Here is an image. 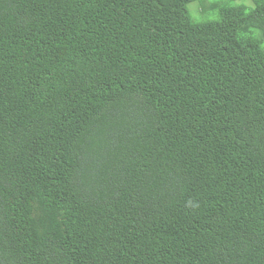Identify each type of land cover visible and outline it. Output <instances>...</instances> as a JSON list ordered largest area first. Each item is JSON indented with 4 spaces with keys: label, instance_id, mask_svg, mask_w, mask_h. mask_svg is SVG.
<instances>
[{
    "label": "trees",
    "instance_id": "16d2710c",
    "mask_svg": "<svg viewBox=\"0 0 264 264\" xmlns=\"http://www.w3.org/2000/svg\"><path fill=\"white\" fill-rule=\"evenodd\" d=\"M195 1L0 0V264H264V0Z\"/></svg>",
    "mask_w": 264,
    "mask_h": 264
},
{
    "label": "rangeland",
    "instance_id": "374dc122",
    "mask_svg": "<svg viewBox=\"0 0 264 264\" xmlns=\"http://www.w3.org/2000/svg\"><path fill=\"white\" fill-rule=\"evenodd\" d=\"M215 1H218V0H207V4L211 5ZM233 1H234V3L245 4V5L249 6V7H253L254 6L253 0H233ZM198 2H199V0H196L195 2H193V3H191L189 5V10L192 13V15L194 16V18H196L198 20H200V19L201 20H208V19L214 18V14L212 12H209V13L208 12H206V13L204 12L205 14L204 13L202 14L203 17H196L194 12H193V10L198 8V6H199Z\"/></svg>",
    "mask_w": 264,
    "mask_h": 264
}]
</instances>
